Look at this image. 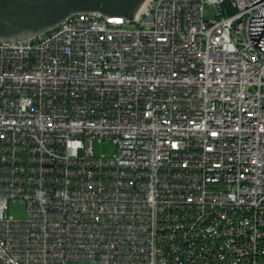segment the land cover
<instances>
[{
    "label": "built area",
    "instance_id": "built-area-1",
    "mask_svg": "<svg viewBox=\"0 0 264 264\" xmlns=\"http://www.w3.org/2000/svg\"><path fill=\"white\" fill-rule=\"evenodd\" d=\"M257 12L146 0L0 40V264H264Z\"/></svg>",
    "mask_w": 264,
    "mask_h": 264
},
{
    "label": "water",
    "instance_id": "water-1",
    "mask_svg": "<svg viewBox=\"0 0 264 264\" xmlns=\"http://www.w3.org/2000/svg\"><path fill=\"white\" fill-rule=\"evenodd\" d=\"M146 0H0V40L36 37L55 29L76 13L99 11L114 21H133ZM249 33L255 47L264 50V0H252Z\"/></svg>",
    "mask_w": 264,
    "mask_h": 264
},
{
    "label": "rangeland",
    "instance_id": "rangeland-1",
    "mask_svg": "<svg viewBox=\"0 0 264 264\" xmlns=\"http://www.w3.org/2000/svg\"><path fill=\"white\" fill-rule=\"evenodd\" d=\"M93 151L96 155H108L115 154L117 145L113 139H104L93 141ZM10 214L14 215L17 219H24L27 216V206L21 199L12 200L9 207ZM79 264H97L94 261H81Z\"/></svg>",
    "mask_w": 264,
    "mask_h": 264
}]
</instances>
